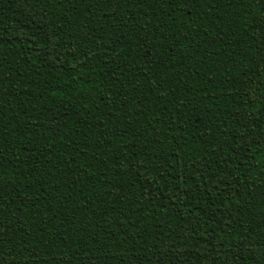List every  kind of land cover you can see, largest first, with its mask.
<instances>
[{
	"label": "trees",
	"instance_id": "16d2710c",
	"mask_svg": "<svg viewBox=\"0 0 264 264\" xmlns=\"http://www.w3.org/2000/svg\"><path fill=\"white\" fill-rule=\"evenodd\" d=\"M0 264H264V0H0Z\"/></svg>",
	"mask_w": 264,
	"mask_h": 264
}]
</instances>
